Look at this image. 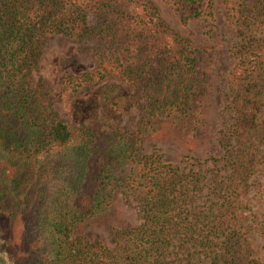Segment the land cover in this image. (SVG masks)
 <instances>
[{
    "label": "trees",
    "instance_id": "trees-1",
    "mask_svg": "<svg viewBox=\"0 0 264 264\" xmlns=\"http://www.w3.org/2000/svg\"><path fill=\"white\" fill-rule=\"evenodd\" d=\"M199 14L194 9L190 17ZM233 16V145L226 173L216 170L205 183L218 201L192 210L193 193L204 186L200 172L141 148L159 121L201 123L210 47L172 29L153 0H0V114L8 122L0 127V178L14 186L18 173L36 171L53 157L69 165L60 169L57 197L19 222L32 228L31 250L44 252L42 264H264L248 238L246 216L240 217L248 179L264 163V0H237ZM55 37L77 43L94 61L81 71H62L64 100L104 83L103 98L119 108L124 99L109 82L121 81L144 97L135 127L75 124L50 103L51 82L34 71ZM14 122L23 127L17 136ZM119 189L134 196L140 221L112 228L111 246L73 238L83 224L109 213ZM15 216L0 211V264H16L9 232Z\"/></svg>",
    "mask_w": 264,
    "mask_h": 264
},
{
    "label": "rangeland",
    "instance_id": "rangeland-1",
    "mask_svg": "<svg viewBox=\"0 0 264 264\" xmlns=\"http://www.w3.org/2000/svg\"><path fill=\"white\" fill-rule=\"evenodd\" d=\"M153 1L172 29L211 49L205 64L210 88L200 106L204 111L201 123L192 124L188 117L159 121L156 123L157 130L154 135L148 138L141 148L143 154L157 156L164 162H171L185 171L193 169L200 172L201 183L204 186L193 193V200L190 202L192 210H197L218 201L213 200L216 197L206 184L212 183L211 178L216 170L219 173H226L223 167L227 156L226 150L231 149L233 145L229 137L232 112L228 75L235 62V58L230 54V48L235 39L233 3H237V0H198L194 5H186L183 0ZM194 9L199 10L200 14L196 18H191V11ZM93 63L91 56L80 51L77 43L55 37L47 43L34 75L36 78L46 77L50 80L49 101L71 122L75 124L95 122L103 130H126L135 127L144 97L121 81L109 82L111 86L118 88L117 94L124 99V104L119 108L112 106L103 98L104 83L96 84L69 100H64L59 84V75L62 71H81L91 67ZM11 121L13 122L12 119ZM7 124V118L0 114V127H7ZM22 130L23 127L14 122L11 130L13 136L19 135ZM9 136L11 137L12 133ZM8 140L7 137L6 141ZM214 157L218 159L214 160ZM47 160L44 159V165L38 167L40 169L36 171L18 173V177L14 179V186H9L8 180L0 178V211L5 210L8 215H16L10 222L9 230L13 237L16 264H42L38 256L43 255L44 252L37 248L39 251L31 250L35 245L32 242L35 235L32 228L25 226L23 229L19 222L25 218L31 219L43 204L57 197L55 188L60 184L63 176L60 169L69 165L62 163V159L59 158L53 157ZM218 166H222V169ZM248 183V191L241 200L245 213L241 212L240 217L242 219L246 216L243 221L248 224L246 226L248 238L255 250V256L262 263L264 261V163L257 165ZM55 204L61 206L58 201ZM112 205L109 213L83 224L72 237L85 242L111 246L112 228L140 221L138 206L132 194H125L119 189L115 192ZM21 210L23 214L19 216ZM25 233L26 239L24 242H19L20 237L25 236ZM44 257L42 256L43 259Z\"/></svg>",
    "mask_w": 264,
    "mask_h": 264
}]
</instances>
